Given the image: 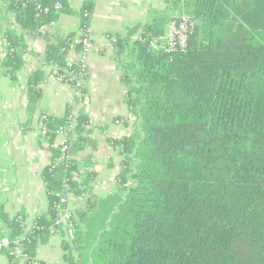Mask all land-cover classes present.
<instances>
[{
    "label": "trees",
    "instance_id": "obj_1",
    "mask_svg": "<svg viewBox=\"0 0 264 264\" xmlns=\"http://www.w3.org/2000/svg\"><path fill=\"white\" fill-rule=\"evenodd\" d=\"M95 1L83 3L78 33L52 42L50 29L73 12L69 0H4L12 23L1 33L8 44L2 74L18 81L25 35L47 43L42 67L26 81L30 106L42 96L46 68L56 67L55 77L76 85L66 71L76 76L80 65L69 66L68 54L83 52ZM165 4L178 13L153 11L148 21L109 34L134 118L130 136L110 140L121 156L117 192L91 197L96 174L83 173L90 163L77 160L92 144L87 114L77 113L74 122L68 106L62 117L46 115L48 209L25 233L19 217L0 210V222L10 229V246L0 256L9 264L18 243L26 264H45L37 247L54 235L65 185L88 206L76 211L73 240L61 234L65 264H264V0ZM183 17L193 22L187 47L169 51V25ZM60 129L69 133L65 150L55 143Z\"/></svg>",
    "mask_w": 264,
    "mask_h": 264
},
{
    "label": "crops",
    "instance_id": "obj_2",
    "mask_svg": "<svg viewBox=\"0 0 264 264\" xmlns=\"http://www.w3.org/2000/svg\"><path fill=\"white\" fill-rule=\"evenodd\" d=\"M71 14H62L50 29L49 39L57 41L69 33L79 31V12L87 0H69ZM166 0H96L90 26L92 49L86 54L71 50L68 59L86 70L83 81L85 90L81 103L74 100L73 88L60 82L46 68V79L42 83V96L30 106L26 81L32 73L42 67L41 57L47 43L31 35H25L28 53L33 57V67L24 65L18 81L12 82L0 70V210L10 219L22 217L27 225L47 212L48 199L42 172L50 164L52 152L49 143L41 137L46 115L62 117L68 106L77 113H85L92 129L90 141L77 160L90 166L82 172H94L96 177L90 190L91 197L104 199L117 192V175L121 156L111 139L130 136L134 118L126 104V85L117 69L113 41L109 34L121 33L126 26L148 21L153 11L166 12ZM0 0V45L2 31L10 22ZM21 31L18 27H14ZM117 119H121L117 122ZM58 144V142H55ZM83 200H76L79 210L88 211ZM0 225L4 226L2 222ZM6 228L5 226L2 227ZM0 229V231L2 230ZM22 236V235H21ZM20 236V237H21ZM62 237L52 236L46 245H38L37 260L44 263L65 264L61 248ZM22 261L17 264H26ZM0 264H9L0 256Z\"/></svg>",
    "mask_w": 264,
    "mask_h": 264
},
{
    "label": "built area",
    "instance_id": "obj_3",
    "mask_svg": "<svg viewBox=\"0 0 264 264\" xmlns=\"http://www.w3.org/2000/svg\"><path fill=\"white\" fill-rule=\"evenodd\" d=\"M59 8V5L56 7ZM193 27V22L188 17H183L181 20V23L177 25L176 23H172L169 25L168 33L165 35V44L169 51H175L176 48H179L181 50H185L187 47L188 42V33ZM81 41V40H80ZM83 45L84 50L82 54H86L88 51L92 49V43L90 41L89 35L85 39H83ZM157 44H154V47L157 48ZM8 44L5 41L1 42L0 45V59H3L5 56V51ZM24 58V65H27L29 67H33V57L26 52L23 56ZM69 66H72L73 64H77L75 62H72L68 60ZM80 65V64H79ZM54 73L57 72V68H53ZM67 77L76 79L77 83L73 88L74 93V100L77 103H81L84 99V94L82 92L83 88V81L86 77V70L80 65V69L78 74L75 76L72 73L66 71ZM68 77V78H69ZM56 78L63 82L64 77L63 76H56ZM67 84V82H64ZM72 116L74 117V122L76 121L75 118L77 116V112H73ZM47 130L45 128L42 129L41 137L46 138ZM69 133L67 129H60L57 132L56 141L58 142L57 145L63 146V150L66 149V145L68 143ZM119 150V147H117ZM76 211H80L79 208L75 204V196L73 194V190L68 186L65 185L63 194L61 195L60 203L57 207V216L54 222V226H52L51 231L56 236H61L63 233L65 238L69 241H72L74 238V228L75 224L73 222L74 216L76 214ZM19 221L21 223V226L24 230V233L29 231L31 229L32 225H27L22 219V217H19ZM53 235V236H54ZM23 238V235L18 238L17 240H20ZM10 246V229L3 228L0 231V252L3 251V249H6ZM15 258L14 262L15 264L20 263L22 261H29V257L25 254L24 248L21 244H16V247L14 249ZM37 264V263H34ZM45 264H52V263H45Z\"/></svg>",
    "mask_w": 264,
    "mask_h": 264
},
{
    "label": "rangeland",
    "instance_id": "obj_4",
    "mask_svg": "<svg viewBox=\"0 0 264 264\" xmlns=\"http://www.w3.org/2000/svg\"><path fill=\"white\" fill-rule=\"evenodd\" d=\"M177 13H178V11H174V10H170V9H168V10L165 12L166 15H173V14H177ZM167 33H168V31H167Z\"/></svg>",
    "mask_w": 264,
    "mask_h": 264
}]
</instances>
